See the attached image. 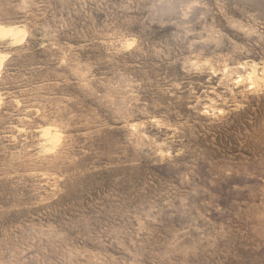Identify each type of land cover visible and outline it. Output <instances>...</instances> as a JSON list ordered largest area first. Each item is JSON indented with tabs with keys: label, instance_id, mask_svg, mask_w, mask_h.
Returning a JSON list of instances; mask_svg holds the SVG:
<instances>
[{
	"label": "rangeland",
	"instance_id": "1",
	"mask_svg": "<svg viewBox=\"0 0 264 264\" xmlns=\"http://www.w3.org/2000/svg\"><path fill=\"white\" fill-rule=\"evenodd\" d=\"M0 31V264H264V0H0Z\"/></svg>",
	"mask_w": 264,
	"mask_h": 264
},
{
	"label": "bare ground",
	"instance_id": "2",
	"mask_svg": "<svg viewBox=\"0 0 264 264\" xmlns=\"http://www.w3.org/2000/svg\"><path fill=\"white\" fill-rule=\"evenodd\" d=\"M10 30V29H9ZM3 31V30H2ZM1 32V31H0ZM8 33V32H7Z\"/></svg>",
	"mask_w": 264,
	"mask_h": 264
}]
</instances>
